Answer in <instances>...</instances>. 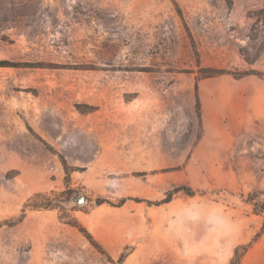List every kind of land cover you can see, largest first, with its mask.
Wrapping results in <instances>:
<instances>
[{"label": "rangeland", "instance_id": "rangeland-1", "mask_svg": "<svg viewBox=\"0 0 264 264\" xmlns=\"http://www.w3.org/2000/svg\"><path fill=\"white\" fill-rule=\"evenodd\" d=\"M252 194L264 0H0V264H264Z\"/></svg>", "mask_w": 264, "mask_h": 264}, {"label": "trees", "instance_id": "trees-1", "mask_svg": "<svg viewBox=\"0 0 264 264\" xmlns=\"http://www.w3.org/2000/svg\"><path fill=\"white\" fill-rule=\"evenodd\" d=\"M196 89L198 90V84H196ZM198 104H200L199 98H198ZM64 163H65V169H66L67 173H69L68 166H67L66 162H64ZM179 192H184L187 195L194 196L199 192V190H196V189L192 188L191 186L179 185V186H176L175 188H173L172 190L168 191L167 196L163 200H161L160 202H157V204L170 202L173 199L174 195L176 193H179ZM249 199L251 201H256L255 205H257V207L258 206L260 207L258 209L264 211V201L259 199V194H252ZM55 201H57L56 198L49 197L46 194H42V193L35 194L33 197L29 198L28 201L25 203V205L22 209L21 218H24L27 215V209L28 208L38 209V208L59 207L60 205L57 204V202H55ZM58 201H61V200L58 199ZM137 201H141V200H137ZM104 202H105V200H99L98 204H102ZM125 202H126V199H122L120 201V203L117 205L121 206ZM263 229H264V224H263ZM258 236H259V234H257V236H255L250 243L238 246L234 251V256L231 259L230 264H239L241 261V258L249 250V248L251 247L253 242H255L257 240ZM124 257H125V254L123 253L121 255V260H123Z\"/></svg>", "mask_w": 264, "mask_h": 264}, {"label": "water", "instance_id": "water-1", "mask_svg": "<svg viewBox=\"0 0 264 264\" xmlns=\"http://www.w3.org/2000/svg\"><path fill=\"white\" fill-rule=\"evenodd\" d=\"M78 204H83L85 203V197L83 195L79 196L77 199Z\"/></svg>", "mask_w": 264, "mask_h": 264}]
</instances>
